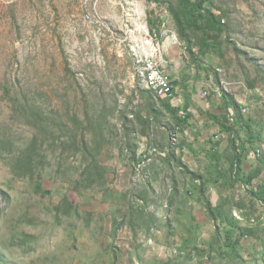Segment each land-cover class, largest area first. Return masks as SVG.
I'll list each match as a JSON object with an SVG mask.
<instances>
[{
  "label": "rangeland",
  "instance_id": "rangeland-1",
  "mask_svg": "<svg viewBox=\"0 0 264 264\" xmlns=\"http://www.w3.org/2000/svg\"><path fill=\"white\" fill-rule=\"evenodd\" d=\"M213 3L225 41L194 59L168 11L178 0H0V264H264V0ZM155 35L157 49L175 42L183 134L138 75L133 37ZM223 94L256 138L233 173L247 136L232 114L212 118ZM241 227L256 236L229 248Z\"/></svg>",
  "mask_w": 264,
  "mask_h": 264
},
{
  "label": "trees",
  "instance_id": "trees-1",
  "mask_svg": "<svg viewBox=\"0 0 264 264\" xmlns=\"http://www.w3.org/2000/svg\"><path fill=\"white\" fill-rule=\"evenodd\" d=\"M147 1L151 2L152 0ZM206 3H210L211 6L214 7L213 0H178V6L176 8H174L172 5H168V11L173 17L177 34L185 43L186 49L189 51L190 56L194 59H198V56L201 57L211 50L221 52V47L225 41L224 36L227 33V27L222 22L223 18L225 17L223 10L221 9L222 15L217 16L214 11H210L205 7ZM155 13V10H151L148 12V23L153 29H155V27L157 26L156 23H158L159 21ZM193 32L199 33L198 40H194V37L192 38L191 34ZM206 70L208 73L209 71H212V68H208ZM223 97V99L225 100V107H221V109H223L225 115L223 116V118H221L222 116H212V118L219 119L218 121L223 122L224 119L229 120L228 115H234L235 125L240 126L247 136V140L245 142H241L240 138V142L238 143L233 141V147L235 151V161H233L231 165V171L233 173L234 170H240L242 161L244 159H246L249 155L254 154L253 147L255 145L254 143L256 138L255 133L252 131L253 122L251 118L247 117L249 114L244 115L242 111H240L239 106L231 101L226 94H223ZM169 102L170 101L167 99L161 100V107L176 118V128L178 129L177 131L183 134L184 131L188 128L190 119L193 117L189 109V103L185 101L181 106L182 108H174L170 105ZM180 113L182 116L180 115ZM150 122L151 121L149 120L148 124H150ZM209 122L207 120L206 125H210ZM210 123H213L211 124L213 126L217 124L215 123V121H211ZM206 127L209 128L211 126ZM232 127L233 126H229L226 128L223 124L222 130L232 131ZM216 132H218V130ZM257 139H260V136H258ZM214 157L218 158L216 154L213 155V158L211 160L212 164L215 163ZM258 173L259 172H255L254 176H256ZM253 178H243V182L246 185H251V183L253 182ZM235 179H237V177ZM203 187L204 185H202V193L204 192ZM252 193L256 197V199L261 201L264 205V189L262 188V190H258L256 192L253 191ZM240 230H242V232L239 236L237 230L233 229V231L227 232V245L229 248L234 249L240 242V239L244 236H256V232H254L255 230H253L252 228L241 227ZM257 239L261 240L262 237L258 235ZM262 260H264V258H262Z\"/></svg>",
  "mask_w": 264,
  "mask_h": 264
},
{
  "label": "built area",
  "instance_id": "built-area-1",
  "mask_svg": "<svg viewBox=\"0 0 264 264\" xmlns=\"http://www.w3.org/2000/svg\"><path fill=\"white\" fill-rule=\"evenodd\" d=\"M94 19L92 15L85 16V20L90 24L95 23ZM138 38L133 37L135 44L134 52L139 64L138 75L143 88L152 92L158 99H167L172 102L175 99L174 86L172 84V77L167 69L168 63L164 59V46L157 43V49L154 45L158 42L156 35L155 38L151 37L150 39H146V41L139 40ZM207 95L208 93L205 92L204 96L206 97Z\"/></svg>",
  "mask_w": 264,
  "mask_h": 264
},
{
  "label": "crops",
  "instance_id": "crops-1",
  "mask_svg": "<svg viewBox=\"0 0 264 264\" xmlns=\"http://www.w3.org/2000/svg\"><path fill=\"white\" fill-rule=\"evenodd\" d=\"M167 40V41H166ZM165 41H166V43L164 44V48H165V53L167 52L168 53V50H169V47H170V45L171 44H174L175 42L174 41H172V39H170V37L168 38V39H165ZM169 51H173L171 48H170V50ZM175 102H178V101H175ZM170 103V105L172 106V107H174V108H178V107H181L182 106V104L180 103V102H178V103H175V104H171L172 102H169ZM177 104V105H176ZM180 105V106H179Z\"/></svg>",
  "mask_w": 264,
  "mask_h": 264
},
{
  "label": "clouds",
  "instance_id": "clouds-1",
  "mask_svg": "<svg viewBox=\"0 0 264 264\" xmlns=\"http://www.w3.org/2000/svg\"><path fill=\"white\" fill-rule=\"evenodd\" d=\"M169 37H171V36H169ZM169 37H168V38H169ZM190 111H191V110H190ZM228 117L230 118V115H228ZM231 117H232V118H234V116H233V115H232Z\"/></svg>",
  "mask_w": 264,
  "mask_h": 264
}]
</instances>
